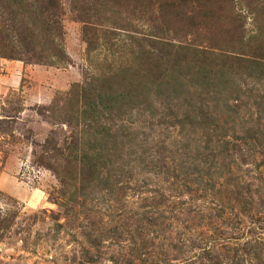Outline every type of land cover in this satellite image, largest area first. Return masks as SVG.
I'll return each mask as SVG.
<instances>
[{"label": "rangeland", "instance_id": "obj_1", "mask_svg": "<svg viewBox=\"0 0 264 264\" xmlns=\"http://www.w3.org/2000/svg\"><path fill=\"white\" fill-rule=\"evenodd\" d=\"M0 264H264V0H0Z\"/></svg>", "mask_w": 264, "mask_h": 264}]
</instances>
